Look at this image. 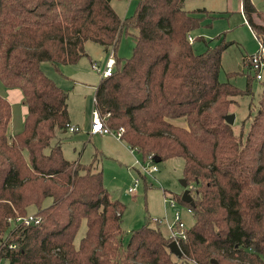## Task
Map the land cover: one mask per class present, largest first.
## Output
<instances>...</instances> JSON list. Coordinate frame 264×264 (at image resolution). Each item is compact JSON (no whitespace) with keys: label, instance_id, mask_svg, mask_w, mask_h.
Instances as JSON below:
<instances>
[{"label":"trees","instance_id":"obj_1","mask_svg":"<svg viewBox=\"0 0 264 264\" xmlns=\"http://www.w3.org/2000/svg\"><path fill=\"white\" fill-rule=\"evenodd\" d=\"M110 1L0 0V81L18 88L27 108L22 128L10 134L11 107L0 95V260L264 264V83L246 133L236 134L224 116L237 97L253 94L255 74H246L243 89L220 81L221 56L233 41L222 33L208 40L192 37L205 45L196 53L188 40L203 13L217 14L184 9V0H136L132 13L121 18ZM240 6L264 46V6L253 0H240ZM124 34L134 45L121 58L115 51ZM87 41L114 59L113 71L94 91V109L107 126L122 128L120 139L143 160H183L192 199L182 201V192L171 198L191 212L193 223L177 238L180 255L170 250L173 238L162 233L158 217L132 229L123 244L125 204L105 188L96 151L91 162L80 163L64 157L59 141L51 145L56 131H67L70 122L68 92L41 66L48 62L60 72L62 65L75 64L88 55ZM236 74L243 71L226 73ZM48 197L51 203L43 206ZM32 205L40 222L10 227ZM82 223L85 231L75 244Z\"/></svg>","mask_w":264,"mask_h":264},{"label":"rangeland","instance_id":"obj_2","mask_svg":"<svg viewBox=\"0 0 264 264\" xmlns=\"http://www.w3.org/2000/svg\"><path fill=\"white\" fill-rule=\"evenodd\" d=\"M135 1L111 0L110 3L118 15L124 18L132 13ZM253 1L258 8L264 6V2L261 0ZM183 7L187 10L205 8L213 14H217L214 18H211L208 14L203 13L202 24L192 31L191 35L194 38L203 36L208 40L222 33L225 41H233L222 53L219 80H230L237 87L243 89L246 83V74L249 73L251 76L255 74L250 68L249 57H247V63L243 64V56H249L257 52L260 49V43L249 26L247 27L245 24L244 16L240 11V0H184ZM214 43L215 40L210 42V44ZM133 45L134 41L131 35H122L116 51L117 55L121 58L129 57L132 53ZM192 47L196 53H199L203 51L205 45L201 41L194 39ZM85 49L88 55L81 57L77 63L83 67L88 65L91 68L89 60L98 61L99 57L105 53L101 52V45L91 41L85 43ZM262 53L264 56V47ZM41 68L56 84L61 81V77L50 63H43ZM240 70L243 71V74H236L230 78L226 75L227 72ZM93 72V77L99 76L94 70ZM261 75L263 77L262 80L251 78L253 94L251 96L237 97V105H231L230 107V113L235 114L232 126L236 134L241 129L243 134L246 133L249 123L257 111L258 99L264 83V69L261 70ZM78 88L77 84L76 87L68 88L67 105L69 120L78 124L81 130L78 132L67 130L65 133L57 130L55 137L51 140V145L59 141L62 153L66 159L75 160L79 158L82 163L91 162L95 147H98L99 150L96 155L98 160L96 162L97 166L102 169L104 186L112 198L119 199L125 204L122 215L123 244L127 242L132 229L140 227L146 220L154 217L160 218L159 226L162 233L170 236L167 224L173 221L176 210L184 228L187 229L193 223L191 212L174 199H172L174 207H170L164 202L165 196L170 199L172 194H180L184 190L180 183V180L183 179V160L174 157L155 162L154 165L157 170L151 174H144L140 169L139 163L149 164V161L143 160L137 151L129 150L123 141L117 139L111 133H90L91 116L94 110L93 86L87 84L84 89ZM6 89L8 87L4 86L0 81V93L3 94ZM12 89L21 94L18 88ZM21 107L24 110L25 106L18 102H15L12 107L9 133L18 131L23 126L25 113L24 111L22 112ZM242 122L244 123L242 124ZM177 123L184 124V122ZM135 180H137L136 186L133 185ZM188 186H191V183ZM129 188H131L130 191H128ZM50 203L51 198L48 197L44 199L42 205L47 206ZM35 211V206H29L27 214H35ZM10 227H13L12 223ZM84 231L85 224L82 223L75 236V244L79 242ZM0 264H6V261L0 260Z\"/></svg>","mask_w":264,"mask_h":264},{"label":"built area","instance_id":"obj_3","mask_svg":"<svg viewBox=\"0 0 264 264\" xmlns=\"http://www.w3.org/2000/svg\"><path fill=\"white\" fill-rule=\"evenodd\" d=\"M188 40L190 42L193 41L192 36H188ZM260 45V49L249 55V61H250V67L252 70H254L255 72V78L257 80H262V75H261V70L264 69V56L262 53L263 50V45ZM98 70L100 69L101 72V76L105 77V76H109L111 74V72L113 71V67H114V59L112 56V53L109 55V57L107 58L105 65L102 68H99L98 66H95ZM66 129L70 132H78L80 130V127L76 124H72L70 122L66 123ZM90 133L91 134H102V133H111L113 135L116 136V138L120 139L121 136V131L122 128H119L116 131L111 130L107 124L104 121V118L99 114V112L97 110H93L92 116H91V122H90ZM140 164V169L144 174H151L152 172L157 170V167L151 163L149 161V164L147 163H139ZM134 186L137 185V180L134 181ZM131 188L128 189V191H130ZM165 204H168L170 207H174V201L172 200V198L167 199V197L165 196L164 199ZM41 220V217L37 214H26L25 216L22 217H17L14 220H10L11 223H16V224H23V225H31V224H38ZM169 233H170V237L173 238L174 241L177 242V238L178 237H185V231H184V225L183 223L180 221L179 218V213L176 210L174 213V219L172 222H168L167 224Z\"/></svg>","mask_w":264,"mask_h":264},{"label":"crops","instance_id":"obj_4","mask_svg":"<svg viewBox=\"0 0 264 264\" xmlns=\"http://www.w3.org/2000/svg\"><path fill=\"white\" fill-rule=\"evenodd\" d=\"M241 7V6H240ZM240 11H241V8H240ZM245 20V19H244ZM246 24V23H245ZM247 27H248V24H246ZM250 28V27H249ZM192 36V35H191ZM193 37V36H192ZM194 38V37H193ZM133 41H134V38L132 37ZM119 45V44H118ZM119 47V46H118ZM117 47V48H118ZM117 51V49H116ZM115 51V55H117ZM101 52H104L103 49H101ZM112 52H105L102 56L99 57L98 61H94V60H89V65L90 67L96 72L98 73V77H93L92 76V73L93 70L91 68H89L88 65H85L84 67L81 66L80 64H77L78 61L75 63V64H71V65H62L60 67V72H57L59 74V76L61 77V81L59 83H57L60 87H62L63 89L65 90H68L69 87H76V84L78 85V89H84L85 86L88 85H92L93 86V105H94V91H95V88L99 82V79L102 77L101 76V72H100V69L98 70L95 66H98L99 68H102L104 65H105V62L107 60V58L109 57V55L111 54ZM84 57V56H83ZM54 81V80H53ZM92 81V83H91ZM55 82V81H54ZM68 92V91H67ZM21 93V91H20ZM2 97H4L10 104V107H11V112H12V107L14 106L15 102H18L19 104L21 103V105H24L23 102H22V93L19 94V92H16L15 90H13L12 88H8L6 90H4V93H0ZM25 106V105H24ZM22 108V112L24 111L25 115H26V112H27V108L25 106L24 110H23V107ZM67 110H68V105H67ZM25 117V116H24ZM24 120V119H23ZM11 123V122H10ZM9 123V125H10ZM70 123H72L70 121ZM72 124H75V123H72ZM78 125V124H76ZM79 126V125H78ZM80 127V126H79ZM9 128V127H8ZM20 130V129H19ZM18 130V131H19ZM80 130H81V127H80ZM79 130V131H80ZM15 132L17 131H12V133L10 134H14ZM63 133H65L64 131H62ZM118 139V138H117ZM90 140V139H88ZM121 140V139H119ZM122 141V140H121ZM127 146V145H126ZM128 147V146H127ZM129 150L131 151H134L133 149H130L128 147ZM98 147L96 148L95 147V150L94 152L96 151V154L98 152ZM70 160V159H69ZM72 161V160H71ZM75 161H78L80 162V159H75ZM82 163V162H80ZM102 170V169H101ZM154 218H157V217H154ZM159 218V217H158Z\"/></svg>","mask_w":264,"mask_h":264},{"label":"water","instance_id":"obj_5","mask_svg":"<svg viewBox=\"0 0 264 264\" xmlns=\"http://www.w3.org/2000/svg\"><path fill=\"white\" fill-rule=\"evenodd\" d=\"M234 118H235V114H234V113H229V114H227V115L224 116V120H225L228 124H230V125L233 124V122H234ZM153 160H154V162H159V161L161 160V158L155 156V157L153 158ZM180 183H181V185L184 187V190H183L182 193H181V199H182V201H184V202H191L192 196H191V194L189 193L188 188H186V181H185V179H184V178L181 179V180H180ZM169 248H170V250H171L174 254H176V255H180V251H179V249H178V245H177L176 241L172 240V241L169 243Z\"/></svg>","mask_w":264,"mask_h":264}]
</instances>
